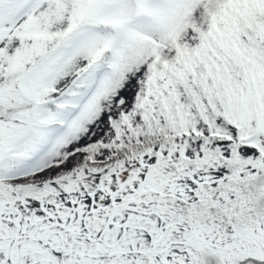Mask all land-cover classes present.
<instances>
[{
    "label": "snow or ice",
    "instance_id": "snow-or-ice-1",
    "mask_svg": "<svg viewBox=\"0 0 264 264\" xmlns=\"http://www.w3.org/2000/svg\"><path fill=\"white\" fill-rule=\"evenodd\" d=\"M0 264H264V0H0Z\"/></svg>",
    "mask_w": 264,
    "mask_h": 264
}]
</instances>
